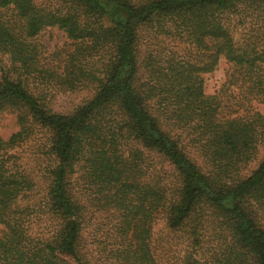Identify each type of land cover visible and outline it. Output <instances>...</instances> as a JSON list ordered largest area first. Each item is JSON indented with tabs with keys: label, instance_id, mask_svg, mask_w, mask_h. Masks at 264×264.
Masks as SVG:
<instances>
[{
	"label": "trees",
	"instance_id": "obj_1",
	"mask_svg": "<svg viewBox=\"0 0 264 264\" xmlns=\"http://www.w3.org/2000/svg\"><path fill=\"white\" fill-rule=\"evenodd\" d=\"M234 18L256 30L235 38ZM53 28L65 43L47 53L39 36ZM52 91L87 96L61 114ZM253 103L264 107V0H0V115L17 127L0 137V264H89L85 192L116 220V264H161L158 220L186 242L163 264H264Z\"/></svg>",
	"mask_w": 264,
	"mask_h": 264
},
{
	"label": "rangeland",
	"instance_id": "obj_2",
	"mask_svg": "<svg viewBox=\"0 0 264 264\" xmlns=\"http://www.w3.org/2000/svg\"><path fill=\"white\" fill-rule=\"evenodd\" d=\"M232 25L234 27L233 31L235 38L244 37L245 34L251 35V31L255 29L252 28V22L245 18H242V20L234 18ZM39 41L45 47L46 52L51 53L65 43V37L62 32L56 28L46 29L40 34ZM162 48L165 49L163 50L164 52H169L170 50H173L176 53L183 52L182 46H177L170 41H167ZM227 69L228 65L223 59H221L212 73L204 75V88L206 94L212 95L219 92L226 79ZM86 96V92L62 94L52 91L48 102L54 112L67 114L75 110ZM253 107L264 114L263 106L253 103ZM16 130L17 127L14 116L9 113L1 114L0 137L6 140L11 134L16 132ZM37 142L38 141L24 146L18 151L22 152L23 155H27L33 150V148L36 149L35 146L37 145ZM263 154L264 149H260L258 157H256V160L251 167H254ZM157 167L159 169V164H157ZM93 200L94 196L85 192V195H83V201L86 206L84 213L85 223L82 231L83 252L89 261V264H116L115 260L108 255L109 250L113 249L115 244L113 226L116 220L113 219L111 212L99 210V205ZM151 245L157 261L163 264L168 260H173L182 255L185 250L186 242L180 235L168 231L164 227L162 220H158L154 228Z\"/></svg>",
	"mask_w": 264,
	"mask_h": 264
}]
</instances>
